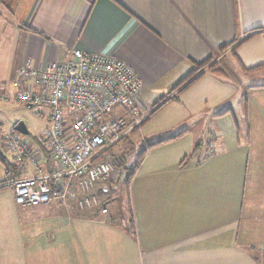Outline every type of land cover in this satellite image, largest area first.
Masks as SVG:
<instances>
[{
  "label": "crops",
  "instance_id": "1",
  "mask_svg": "<svg viewBox=\"0 0 264 264\" xmlns=\"http://www.w3.org/2000/svg\"><path fill=\"white\" fill-rule=\"evenodd\" d=\"M75 49L130 65L145 119L177 97L137 129L147 148L127 219L101 199L107 186L87 192L98 200L87 207L78 185L65 203L17 204L5 181L57 166L45 138L20 139L18 122L9 137L37 150L38 164L16 163L6 135L14 166L0 161V264H264V0H0V100L17 102L21 66ZM205 60L215 66L170 93Z\"/></svg>",
  "mask_w": 264,
  "mask_h": 264
},
{
  "label": "built area",
  "instance_id": "2",
  "mask_svg": "<svg viewBox=\"0 0 264 264\" xmlns=\"http://www.w3.org/2000/svg\"><path fill=\"white\" fill-rule=\"evenodd\" d=\"M15 85V101L49 106L44 137L57 164L49 172L4 183L13 187L19 205L65 203L76 198L75 185L87 193L97 182L108 181L114 167L103 155L144 120L137 106L141 79L130 65L112 56L75 49L68 60L42 68L27 62L18 69ZM116 109L120 112L111 116ZM7 145L22 167L25 161L38 164L37 150L28 143L12 135ZM97 201L87 193L81 204Z\"/></svg>",
  "mask_w": 264,
  "mask_h": 264
},
{
  "label": "rangeland",
  "instance_id": "3",
  "mask_svg": "<svg viewBox=\"0 0 264 264\" xmlns=\"http://www.w3.org/2000/svg\"><path fill=\"white\" fill-rule=\"evenodd\" d=\"M212 62L213 61L208 60V62L204 64L202 67L194 68L196 69L194 74L199 72L201 73L206 68L208 69L213 68L215 65L214 64L211 65ZM256 77L258 76H255V78ZM248 80L253 81V79L244 78V81L248 82ZM119 112L120 109H116L111 114V116L116 117L117 113ZM161 116L159 118H161ZM202 118H203L202 121L197 123L196 126L199 127L198 129L201 133H204L208 131L211 127L209 126L206 128V123L208 124V122H206L205 117ZM49 119H50V108L47 105L38 104V105L30 106L27 103H23L19 101L6 102L0 100V152L2 155V159L12 162L11 161L13 159L12 154L8 153L5 150V147H2V144L3 141L5 142L4 138L6 137V135L7 136L11 135L10 134L11 130L18 122L23 121L26 124L30 134L25 137L22 134H18L20 139L26 137L33 139L34 137H36L39 140H43V138H45L44 137L45 130L49 125ZM156 120H160V119H156ZM228 122L225 121L224 124H227ZM153 124L155 123H152V125ZM139 128L140 127L138 128L136 127L133 130L129 131V133L125 135L126 137H123V139L117 142L114 146H112V148L109 151H107L103 155V158L105 160L113 162L114 169L108 181L97 182L96 184V188L99 186L102 187L107 186L110 188V191L108 193L102 192L101 189L98 192L99 195L101 196V199L102 197H104L107 204H110L111 210L116 211L117 213L116 216H118L119 219L120 218L127 219L130 217L128 174L131 170L137 168V165L147 148V144L145 142L143 133L140 132V130L139 131L137 130ZM193 131L196 133L197 129L192 128V132ZM39 143L43 145L45 142L42 141ZM184 145L186 146L187 143H184ZM193 145L195 147V144ZM121 156L123 157L121 158ZM18 164L21 166L20 162ZM8 192L12 194L11 189H8Z\"/></svg>",
  "mask_w": 264,
  "mask_h": 264
},
{
  "label": "trees",
  "instance_id": "4",
  "mask_svg": "<svg viewBox=\"0 0 264 264\" xmlns=\"http://www.w3.org/2000/svg\"><path fill=\"white\" fill-rule=\"evenodd\" d=\"M237 41V40H236ZM208 62V60H205L204 62H201L200 64H198V68H200V67H202L204 64H206ZM195 71H196V69H193L189 74H188V76L186 77V78H184L183 80H180V82H178L177 84H176V86L171 90V92L170 93H173V91H175V90H177L178 88H180V87H182L184 84H186L187 85V83H189V82H192V81H194V80H196L197 78H198V76L200 75V74H198V73H196V74H194L195 73ZM191 80V81H190ZM177 97V95H172L168 100H164V98H162V99H160L155 105H154V107H155V109L151 112V114L148 116V117H150L151 115H153L158 109H160L163 105H165L169 100H172V99H174V98H176ZM147 117V118H148ZM146 118V119H147ZM145 119V120H146ZM144 121V120H143ZM143 123V122H142ZM134 132V131H133ZM126 137V136H125ZM123 139V138H122ZM112 148V147H111ZM110 148V149H111ZM109 149V150H110ZM108 150V151H109ZM143 156H144V154H143ZM142 156V157H143ZM123 156H121V158H122ZM0 159H1V161H3L4 162V164H5V166H6V169L8 170V171H10L11 170V167L12 166H14V163L13 164H11L12 162H9L8 160H5V159H2V155H1V152H0ZM111 162V161H110ZM140 162V161H139ZM112 164H113V162H111ZM113 167H114V164H113ZM134 171H135V169H133V170H131L130 172H129V174H128V182H130V180H131V178L133 177V175H134ZM20 176V174L19 175H17V176H15V178H13V179H16L17 177H19ZM110 179V178H109ZM5 182H7V181H5ZM4 182V183H5Z\"/></svg>",
  "mask_w": 264,
  "mask_h": 264
},
{
  "label": "water",
  "instance_id": "5",
  "mask_svg": "<svg viewBox=\"0 0 264 264\" xmlns=\"http://www.w3.org/2000/svg\"><path fill=\"white\" fill-rule=\"evenodd\" d=\"M15 130L21 132V133H24V134H29V131H28V128L26 126V124L21 121L19 122L16 126H15Z\"/></svg>",
  "mask_w": 264,
  "mask_h": 264
}]
</instances>
